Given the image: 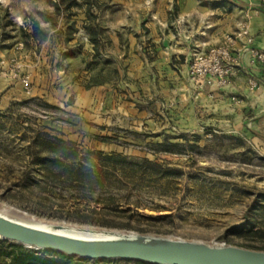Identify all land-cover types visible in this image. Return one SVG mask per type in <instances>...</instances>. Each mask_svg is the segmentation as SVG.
<instances>
[{
	"label": "crops",
	"instance_id": "1",
	"mask_svg": "<svg viewBox=\"0 0 264 264\" xmlns=\"http://www.w3.org/2000/svg\"><path fill=\"white\" fill-rule=\"evenodd\" d=\"M69 2L57 21L38 20L25 37L0 8V59L23 62L31 95L70 114L71 138L109 153L125 134L159 143L203 132L264 139V69L236 39L245 26L252 47L264 50V0ZM228 37L241 54L230 83L192 78L193 54ZM2 94L31 97L21 79L0 73Z\"/></svg>",
	"mask_w": 264,
	"mask_h": 264
},
{
	"label": "rangeland",
	"instance_id": "2",
	"mask_svg": "<svg viewBox=\"0 0 264 264\" xmlns=\"http://www.w3.org/2000/svg\"><path fill=\"white\" fill-rule=\"evenodd\" d=\"M70 3L0 0V8H7L11 25L20 28L25 37L26 29L36 28L38 20L57 21ZM7 69L3 75L21 79L18 75H23V62L11 59ZM24 77L30 82L29 94L24 88L30 96V74ZM51 118L59 127L46 125ZM69 119L68 112L57 110L40 97L7 100L0 95V210L50 224L264 248L263 138L246 141L240 136L203 132L159 143L144 138L138 141L136 136L125 134L116 139L120 147L113 153L131 161H156L180 169L181 174L164 178L149 169L129 168L115 173L102 169L101 175L87 182L45 170L34 162V151L28 148L35 138L48 135L77 145L84 160H93L88 151L103 152L93 149L86 137L71 138ZM0 253L7 260L18 257L4 245ZM33 254L21 257L28 259ZM55 254L46 252L42 256L65 264H146L121 259L64 260ZM31 262L38 264L36 260Z\"/></svg>",
	"mask_w": 264,
	"mask_h": 264
},
{
	"label": "water",
	"instance_id": "3",
	"mask_svg": "<svg viewBox=\"0 0 264 264\" xmlns=\"http://www.w3.org/2000/svg\"><path fill=\"white\" fill-rule=\"evenodd\" d=\"M0 241L81 260L146 264H264V250L168 236L50 224L0 210Z\"/></svg>",
	"mask_w": 264,
	"mask_h": 264
},
{
	"label": "trees",
	"instance_id": "4",
	"mask_svg": "<svg viewBox=\"0 0 264 264\" xmlns=\"http://www.w3.org/2000/svg\"><path fill=\"white\" fill-rule=\"evenodd\" d=\"M34 34H36V28H34ZM28 148L34 151L32 152L35 156L34 162L45 170L57 171L60 176H71L80 181H93L95 176H99L103 173V171L100 173L102 169H106L108 172L111 171L113 173L118 170L125 171L129 168L149 169L156 176L164 178L179 176L181 174V170L178 168L169 167L168 165L146 158L131 161L127 157L116 153H94L88 151L87 154H90L93 160H84L79 157L77 145L59 137L50 138L48 135H45V138H35L29 143ZM2 245L10 247L18 257L16 260H7L5 256L0 253V264H33L31 262L33 260L38 261V264H65L63 260L42 256L46 253L44 251H35L6 241H0V246ZM261 250H264V248ZM30 252L34 253L33 255L35 256L28 259L21 257ZM55 255L61 256V259L64 260L73 259V257H67L62 254Z\"/></svg>",
	"mask_w": 264,
	"mask_h": 264
},
{
	"label": "built area",
	"instance_id": "5",
	"mask_svg": "<svg viewBox=\"0 0 264 264\" xmlns=\"http://www.w3.org/2000/svg\"><path fill=\"white\" fill-rule=\"evenodd\" d=\"M245 39L242 52H249L251 62L253 64H261L264 69V50H258L252 47L253 39L249 36L247 27L236 35V39ZM235 38L228 37L219 46L211 48L206 53H194L190 63L189 73L192 78L197 80L211 79L218 86H226L230 83V78L235 74L239 67V59L241 54H237L233 50ZM0 73L8 70V62L0 59ZM18 67V66H17ZM19 68V67H18ZM17 76L16 74H14ZM26 93H30L28 77L21 76Z\"/></svg>",
	"mask_w": 264,
	"mask_h": 264
}]
</instances>
